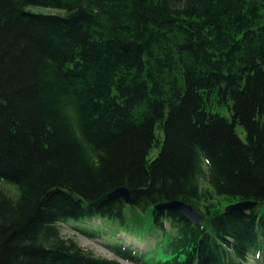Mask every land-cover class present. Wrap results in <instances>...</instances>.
Masks as SVG:
<instances>
[{"label": "trees", "instance_id": "obj_1", "mask_svg": "<svg viewBox=\"0 0 264 264\" xmlns=\"http://www.w3.org/2000/svg\"><path fill=\"white\" fill-rule=\"evenodd\" d=\"M0 183V264H264V0H0Z\"/></svg>", "mask_w": 264, "mask_h": 264}, {"label": "water", "instance_id": "obj_2", "mask_svg": "<svg viewBox=\"0 0 264 264\" xmlns=\"http://www.w3.org/2000/svg\"><path fill=\"white\" fill-rule=\"evenodd\" d=\"M115 199H120L125 206H129L132 204L131 193L129 189H127L126 187H119L111 191L110 193L102 196L95 203L103 204L105 202H109ZM259 205L260 203L258 202L243 201V202L231 204L228 207H226L224 210L227 213H235V212L253 210ZM154 210L159 214L168 213V214L181 215L185 219L196 225H199L204 221V216L201 213H199L193 206L182 201L174 200L166 203H161L156 205L154 207Z\"/></svg>", "mask_w": 264, "mask_h": 264}, {"label": "rangeland", "instance_id": "obj_3", "mask_svg": "<svg viewBox=\"0 0 264 264\" xmlns=\"http://www.w3.org/2000/svg\"><path fill=\"white\" fill-rule=\"evenodd\" d=\"M28 10H30L31 12L33 13H43V14H46V13H57L56 11L54 10H49V9H41V8H28ZM199 183L202 185V186H205V183L202 179L199 180ZM0 190H2L3 192H5L6 194L12 196L15 194V190L12 188L11 185H8V184H2L0 183ZM217 203L222 207V209L228 207L229 205H226L224 203V201H221V200H218ZM93 225L95 226H99V221H95L93 223ZM60 232H61V235L65 238L67 237H71L73 238L78 244L80 247H82L83 249L85 250H89V251H92L96 256L98 257H102V258H106V259H112V260H117L119 261L120 263L122 264H133V263H129V262H126V261H123V260H120L118 259L117 257H115L104 245V241H91V240H88L84 237H82L78 232H76L72 226L68 225V224H61L60 225ZM123 236V235H121ZM123 238V240L126 242V243H136L140 248H150V245L149 244H146V243H140L138 241H129L127 239V237H121Z\"/></svg>", "mask_w": 264, "mask_h": 264}]
</instances>
